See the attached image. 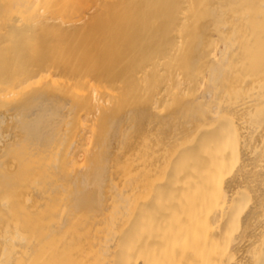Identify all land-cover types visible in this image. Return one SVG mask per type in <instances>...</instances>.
<instances>
[{
    "label": "bare ground",
    "instance_id": "1",
    "mask_svg": "<svg viewBox=\"0 0 264 264\" xmlns=\"http://www.w3.org/2000/svg\"><path fill=\"white\" fill-rule=\"evenodd\" d=\"M0 264H264V0H0Z\"/></svg>",
    "mask_w": 264,
    "mask_h": 264
}]
</instances>
